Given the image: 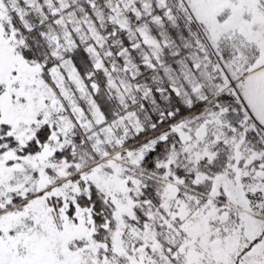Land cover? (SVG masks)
Here are the masks:
<instances>
[{
    "label": "snow or ice",
    "instance_id": "1",
    "mask_svg": "<svg viewBox=\"0 0 264 264\" xmlns=\"http://www.w3.org/2000/svg\"><path fill=\"white\" fill-rule=\"evenodd\" d=\"M0 264H264V0H0Z\"/></svg>",
    "mask_w": 264,
    "mask_h": 264
}]
</instances>
